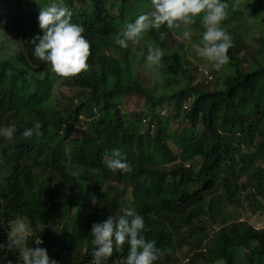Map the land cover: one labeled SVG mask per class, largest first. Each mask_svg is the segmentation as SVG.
<instances>
[{
    "label": "trees",
    "instance_id": "16d2710c",
    "mask_svg": "<svg viewBox=\"0 0 264 264\" xmlns=\"http://www.w3.org/2000/svg\"><path fill=\"white\" fill-rule=\"evenodd\" d=\"M106 1L115 11L106 10ZM221 2L227 5L221 27L237 32L220 85L208 89L191 84L192 75L169 48L171 30L163 25L142 33L139 43L142 52H148L149 43L163 50L158 68L162 79L173 85L149 92L134 79L128 82L131 41L121 48L115 40L128 23L151 9V0H90L89 7L69 8L72 22L83 26L91 45L88 70L70 78L58 76L34 55L32 41L43 35L40 11L28 12L27 28L21 20L23 2L0 0V28L13 33L16 42L0 59V129L16 127L12 139L0 135V172L9 169L0 183V226L23 220L27 246L38 247L41 239L58 264H92L93 223L122 215L126 199L143 216L146 239L154 240L160 250L153 264H179L175 255L182 246V264H264V228L228 221V214L215 218L220 204L241 196L251 212L264 214V62L253 57L243 67L237 56L247 49L242 35L253 27L252 39L258 42L254 51L264 55V0ZM202 18L203 13L189 28L203 44ZM241 24L247 29L241 30ZM57 84L88 95L77 101L76 96L59 93L52 103ZM114 91H142V109L133 116L123 112L118 101L105 98ZM185 100H190L188 105L182 104ZM170 101L183 113L172 115L175 127L158 113ZM36 125L42 136L22 135ZM73 130L77 134L72 135ZM115 149L131 172H113L102 162L103 154ZM67 163L86 170L65 182L59 173ZM242 177L247 187L240 193L237 181ZM37 187L40 191L32 197ZM90 194L97 197L95 205ZM212 199L217 203L212 205ZM213 224L224 232L210 234ZM6 242L0 237V243ZM241 249L248 254L242 255ZM127 251V244L114 248L103 264H119ZM0 256V264H17L18 253L4 250Z\"/></svg>",
    "mask_w": 264,
    "mask_h": 264
},
{
    "label": "clouds",
    "instance_id": "9594fccd",
    "mask_svg": "<svg viewBox=\"0 0 264 264\" xmlns=\"http://www.w3.org/2000/svg\"><path fill=\"white\" fill-rule=\"evenodd\" d=\"M226 8L227 5L221 0H151V9L136 17L134 22L128 23L115 43L121 48H127L129 41L138 43L142 33L152 28L159 29L163 25L171 29L182 24L187 29L195 23L194 18L203 13V46L197 47L196 52L220 67L228 62L227 53L232 47V37L221 27L227 17ZM71 18V11L60 3L41 6L38 22L43 35L36 36L32 41L35 57L50 64L51 70L62 78L75 77L87 71V61L91 55V45L83 36V26L73 23ZM182 35L184 39L191 37L188 30L183 31ZM164 37L165 33L161 32L160 39ZM163 55L161 48L149 43L147 66H160ZM15 132V125L0 129V135L7 139H12ZM33 134L43 135L40 125L25 129L22 133L25 138ZM102 162L113 172L132 171L119 149L113 150L111 154L105 152ZM90 200L93 205L98 202L95 194H90ZM5 230L7 242L0 243V251L18 253L17 264H58L49 257L46 248L26 245L28 228L24 223L9 225ZM146 231L148 229L143 216L129 208H125L119 217L109 216L103 222L93 223L92 264H103L112 256L114 248H122L125 244L128 245L127 255L120 259L119 264H153L159 258L160 250L154 240L146 239ZM42 243L39 239L35 245ZM3 259L0 256V261ZM8 264L12 262L8 261Z\"/></svg>",
    "mask_w": 264,
    "mask_h": 264
},
{
    "label": "rangeland",
    "instance_id": "374dc122",
    "mask_svg": "<svg viewBox=\"0 0 264 264\" xmlns=\"http://www.w3.org/2000/svg\"><path fill=\"white\" fill-rule=\"evenodd\" d=\"M23 4L20 6L24 9L23 16L21 18L22 22L27 25V28L29 27V23H26V20L31 18V16L28 14L29 11H40L41 6H47L53 2L60 3L63 6H66L68 9H76L78 7H89L90 6V0H21ZM104 6L106 10L110 13L112 11H115V8L109 7V4L107 1L104 3ZM145 10V8L143 9ZM142 12V9H140ZM139 11V12H140ZM256 25V24H254ZM257 26V25H256ZM241 30H246L247 26L244 24H241L240 26ZM171 30V36L169 40V48L170 50L175 51L181 58V61H183L184 67L187 69V72H189L193 80L191 81V84L200 83L202 86L209 88L212 87H218L220 85V75H223V73L228 72L229 69L228 62L220 67H216L213 62H210L206 60L205 58L200 57L197 52V47H202L203 44L200 43L196 35L193 37L191 36L190 39H184L183 38V31L188 30L191 34H194L191 28L185 29L183 25L180 27H173ZM237 32V29H235L232 32H229L228 34L232 37V39L235 37V34ZM256 34L255 27L250 28L248 30V33L246 35H242L241 41L243 44L246 45L247 49L242 50L240 53H238V57L240 58V65L243 67H247L248 63L251 62V59L254 57L258 61L264 62V55L262 54H256L254 49L258 46V42L252 39L253 36ZM15 36L10 31L0 28V59L7 57L9 53L14 49L15 46ZM143 45L141 43H131L129 42V50L130 53L133 55L135 50H138V54L134 56H129L128 62H132L129 68L128 74V82H131L133 79L138 81L142 86L149 92L152 91V89H159L160 87H170L173 85L172 83L165 82L162 79L161 72L158 67L149 68L146 64V57L148 52H142L143 51ZM128 71V69H127ZM177 81L173 82L176 83ZM182 85V82L176 84L174 90L178 89ZM54 91H53V98L52 103L59 97V93H62L65 96H76L75 99L79 101L81 96H87L88 93L84 90H78L72 87H66L62 85H54ZM87 94V95H86ZM106 99L108 100H115L118 101L121 104V109L123 112L129 114L130 116H133V113L139 112L143 107V101H144V93L142 91H135L130 92L127 94H121L117 91L110 92L106 94ZM190 100H185L182 104L188 105ZM177 113L180 117L183 113L178 108H175L172 101L169 102L168 106L165 107V105H162L158 109V113L161 116H166L169 119V124L172 127H175L176 123L172 122L173 118L172 115L174 113ZM154 123V119L151 121ZM146 125L144 124V127ZM77 134L76 130L72 131V135ZM146 135V134H145ZM252 149H254V146H252ZM248 151V149H245ZM69 159H67L66 162ZM85 167L78 166L74 164L67 163L66 168L59 173L60 177L67 181H72L75 177L80 176L83 171H85ZM9 173V169H4L0 172V183L2 181L3 176L7 175ZM246 180L244 177L240 178L238 182V191L240 193L244 192L246 190ZM40 191V187H37L33 189V192H31L32 197L37 196ZM260 201H262V198H260ZM214 203H217L216 200L212 199L211 204L214 205ZM221 205V212L215 213V218L221 219L222 214H228L230 217L228 221H240L247 223L251 225L252 227L256 229L264 228V214L259 212H251L247 208V201L244 198V196L240 197L238 200H234L231 203H222ZM125 208L132 209L131 205L126 199H123L121 202V209L122 212ZM16 223H24L26 226V223L23 220L16 219L12 222H10L7 226L0 227V237L2 239H6L7 241V234H6V228L9 225H15ZM27 227V226H26ZM45 227V222L41 225V230H43ZM224 232L223 227L220 225L213 224L212 227L209 230L210 234L214 233H221ZM38 241V240H37ZM38 247H43L42 244L38 245ZM44 248V247H43ZM185 246H182L180 249L176 252V257L179 262V264H182L186 261V258L183 257V252L185 251ZM240 253L242 255H247L248 252L245 249H241ZM212 264H223L222 261H218Z\"/></svg>",
    "mask_w": 264,
    "mask_h": 264
}]
</instances>
